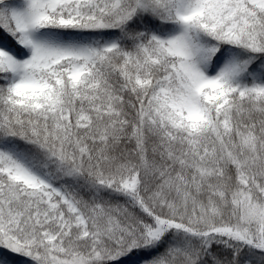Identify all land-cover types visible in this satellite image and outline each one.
<instances>
[{
  "label": "snow or ice",
  "instance_id": "obj_1",
  "mask_svg": "<svg viewBox=\"0 0 264 264\" xmlns=\"http://www.w3.org/2000/svg\"><path fill=\"white\" fill-rule=\"evenodd\" d=\"M0 264H264V0H0Z\"/></svg>",
  "mask_w": 264,
  "mask_h": 264
}]
</instances>
